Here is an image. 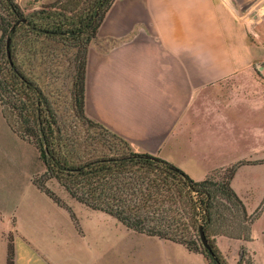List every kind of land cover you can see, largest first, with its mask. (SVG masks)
I'll use <instances>...</instances> for the list:
<instances>
[{
	"label": "crops",
	"instance_id": "crops-1",
	"mask_svg": "<svg viewBox=\"0 0 264 264\" xmlns=\"http://www.w3.org/2000/svg\"><path fill=\"white\" fill-rule=\"evenodd\" d=\"M243 17L230 0H114L87 44L86 116L194 180L234 164L231 116L264 101V78L252 74L264 59V14L253 23L259 44ZM263 164L239 165L230 181L249 213L264 195L250 205L253 190L237 174ZM43 171L37 148L10 128L0 105V264L10 234L14 264H208L201 252L129 229L65 190L58 203L33 181ZM263 221L264 208L248 238L215 236L229 264H264Z\"/></svg>",
	"mask_w": 264,
	"mask_h": 264
},
{
	"label": "trees",
	"instance_id": "trees-1",
	"mask_svg": "<svg viewBox=\"0 0 264 264\" xmlns=\"http://www.w3.org/2000/svg\"><path fill=\"white\" fill-rule=\"evenodd\" d=\"M111 1L100 0L85 24L68 26L69 21L64 19L43 26L29 21L15 0H0L2 113L10 128L37 148L44 171L33 181L58 203L64 204L46 185L50 179H55L70 197L110 214L129 229L181 242L188 249L201 252L208 264H229L217 247L215 236L225 234L248 238L250 223L262 209V206L257 207L254 213L249 214L230 184L236 168L247 161L227 167L226 176L219 182L211 178L213 172L202 180H194L184 170L158 155L134 151L124 139L88 118L84 112L87 44L95 37ZM93 19L94 23L90 25ZM20 26H27L31 32L51 39L62 37L64 33L80 35L87 31L84 54L71 77L70 97L76 107L74 117L82 123L99 127L121 142L107 146L105 142H73L66 137L63 121L49 95L15 58L12 38ZM7 38L11 63L6 52ZM81 143L101 153L83 159L78 152ZM232 208L239 210L242 219L249 222L246 228L241 224L231 225L228 213ZM200 225L210 250L200 242ZM233 228L238 231H233ZM240 228L246 230L241 231ZM6 264H14L11 234L8 237Z\"/></svg>",
	"mask_w": 264,
	"mask_h": 264
},
{
	"label": "rangeland",
	"instance_id": "rangeland-1",
	"mask_svg": "<svg viewBox=\"0 0 264 264\" xmlns=\"http://www.w3.org/2000/svg\"><path fill=\"white\" fill-rule=\"evenodd\" d=\"M15 1L31 22L46 26L48 23L55 24L66 19V22L67 20L69 21L68 26H79L88 21L93 8H95V5H98L100 0ZM113 1H111V4ZM230 2L236 8L238 15L241 17H243L244 13L247 15L246 18L243 17L248 26L246 35L250 41L259 44V40H262V37L259 33L255 34L253 31V23L259 15L264 14V0H230ZM93 23L94 19L90 21V25ZM86 33L87 31L80 35L78 33H74L73 35L71 33H64L62 37L51 39L46 38L42 34L31 32L27 26H20L13 34L12 45L15 58L21 64V68L33 77L49 95L50 101L54 104L63 121L62 125L64 126L66 137L73 140V142H105L108 146V144H113V142L121 141L97 126L77 120L74 117L75 102L70 97L73 80L71 77L74 67L78 65V60L84 54L87 40ZM1 34L0 30V38ZM262 36L264 37V33H262ZM262 45L264 46V44ZM252 74L260 75L264 78V59H259L256 64H253ZM263 104L259 103L257 106L255 101L253 107H247L243 104L242 106H238L237 114L231 116V119L237 120V128L234 132L236 142H231L235 146L231 147L228 156L235 163L239 161L264 163ZM74 139L77 141H74ZM91 148L92 146L81 143L78 152L81 157L83 156V159L101 153L99 150L94 152ZM104 152L107 153V150ZM226 173L227 167L218 169L212 173L211 178L219 182L226 176ZM236 181L240 186H244V188L249 185L251 186L253 191L247 196V199H250V205L254 204L257 199L260 201L264 195V164L259 168L242 167L237 174ZM46 185L58 197H61L60 200L64 201V189L55 179L46 181ZM68 200H70V197H68ZM262 201L258 203L252 212H247L252 214L260 206L263 209L264 201L263 205H261ZM230 211L228 213V220L232 226L241 224L246 228L249 225V222L242 219L239 210L232 208ZM262 225H264V221ZM245 228L240 229L244 231L246 230ZM233 231L237 232L238 230L237 228H233ZM246 260L250 261V256Z\"/></svg>",
	"mask_w": 264,
	"mask_h": 264
},
{
	"label": "water",
	"instance_id": "water-1",
	"mask_svg": "<svg viewBox=\"0 0 264 264\" xmlns=\"http://www.w3.org/2000/svg\"><path fill=\"white\" fill-rule=\"evenodd\" d=\"M8 45H9V38H7L6 40V52H7V56L9 58V61L10 63L12 62L11 61V58H10V52H9V49H8ZM198 233H199V239H200V242L202 244V246L208 250H210V246L208 244V241H207V238H206V235L204 233V230L202 228V226L200 225L199 228H198Z\"/></svg>",
	"mask_w": 264,
	"mask_h": 264
}]
</instances>
